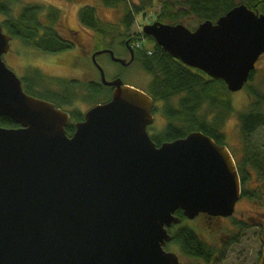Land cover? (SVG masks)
<instances>
[{
    "label": "water",
    "instance_id": "95a60500",
    "mask_svg": "<svg viewBox=\"0 0 264 264\" xmlns=\"http://www.w3.org/2000/svg\"><path fill=\"white\" fill-rule=\"evenodd\" d=\"M3 0H0L2 3ZM145 37L185 66L223 81L236 93L264 55V15L238 5L194 31L155 22ZM14 37L0 23V264H182L165 248L175 216L230 217L241 181L226 146L201 132L152 140L154 100L108 81L97 57L128 65L111 50L93 55L112 99L66 128L69 113L27 94L6 65Z\"/></svg>",
    "mask_w": 264,
    "mask_h": 264
},
{
    "label": "trees",
    "instance_id": "16d2710c",
    "mask_svg": "<svg viewBox=\"0 0 264 264\" xmlns=\"http://www.w3.org/2000/svg\"><path fill=\"white\" fill-rule=\"evenodd\" d=\"M14 1L4 0L0 4V16L3 17L0 22L4 32L21 41L27 48L46 54H61L71 50L72 47L63 40L60 33L63 16L60 9L54 6L45 8L40 5H28L15 14ZM96 1L110 9L124 7L122 24L126 30L125 35L130 33L135 17L145 14V10L152 6L150 1L133 6L130 0ZM241 4L264 14V0H166L160 13L156 14V21L175 25L194 17L198 24L207 21L215 24ZM78 16L84 27L94 30L100 37L109 36L108 27L99 20L95 7H84ZM129 38L132 39L133 46L136 41H141L143 36L137 34L132 37L129 34ZM146 40L152 41L154 45L151 49H135L136 63L150 77L146 92L156 103L154 112L160 113L166 120L163 133L153 137L157 146L186 138L194 132H201L217 144L225 145L226 136L223 129L226 122L235 115L232 94L228 92L225 83L175 60L152 38ZM256 72L257 70L252 73L250 84L254 82ZM250 84L246 87L250 102L247 108L238 114L240 134L245 148V160L239 166L244 197L248 196L245 185L249 182L252 171L264 182V150L252 151L254 146L250 141L258 130L264 128V88ZM23 86L27 94L50 101L59 108H68L79 102L92 106L107 102L112 92L96 82H70L47 76L36 68L30 76L23 79ZM72 116L76 121H83V115L79 111L72 112ZM0 127L15 128L17 125L5 117L0 119ZM74 132L75 126L71 124L67 128V134L71 136ZM176 215L181 217V211ZM173 244L179 248L183 257L202 261L204 264H210L215 255V249L191 230H180L173 237Z\"/></svg>",
    "mask_w": 264,
    "mask_h": 264
},
{
    "label": "rangeland",
    "instance_id": "374dc122",
    "mask_svg": "<svg viewBox=\"0 0 264 264\" xmlns=\"http://www.w3.org/2000/svg\"><path fill=\"white\" fill-rule=\"evenodd\" d=\"M149 1L152 6L145 10V14H140L135 17L134 24L129 33L130 35L141 34L144 26L153 24L156 21V14L160 13L163 2L166 1L130 0L132 6L142 5L144 2L148 3ZM28 5H40L45 8L55 6L60 8L63 14L60 23L62 37L74 42L82 41L81 44L86 45L88 50H86L87 55L84 57L86 59L77 61L70 53L46 54L32 48H27L21 41L14 39L11 42L12 50L10 54L5 55L3 59L8 68L19 78L24 79L26 76L31 75L34 68H39L47 76L63 78L70 82H100L99 72L92 61L93 54L110 49L115 52L116 57L126 58L125 49L120 44V42L124 41V38L118 37L120 35L118 30L123 35H125L126 31L122 24L124 7L110 9L104 7L96 0H15L13 2L14 13H20ZM87 6L96 8L99 20L108 27V31L110 32L109 36L101 38L97 32L80 24L79 11ZM1 19L3 17L0 16ZM180 24H183L191 31H194L199 26L194 17L186 19ZM73 30L82 32L79 38L71 32ZM142 44L145 48H151L154 45L150 40H146ZM73 53L75 54L77 52L74 51ZM97 63L104 69L108 81H112L115 77L121 76L126 84L146 91L150 77L137 64L126 68L112 62L111 58L106 54L97 57ZM250 85L264 88V57L258 64L255 80ZM106 97H108V93H106ZM232 101L235 115L226 122L223 132L226 136L225 144L229 147L235 159H241L244 144L240 136L238 114L244 111L250 102L248 89L233 94ZM91 108L92 105L79 102L68 110L79 111L85 114ZM154 117L155 123L149 127V134L151 136L161 135L166 127V120L160 113H155ZM250 141L252 146H254L251 148L252 151L264 150V148H261L262 145L264 146V128L258 130ZM245 188L248 195L254 190L257 196L264 195L262 194L264 193V183L254 171H252V175L249 182L245 185ZM246 197L238 202L234 214L235 218L232 222L237 226L236 218L245 214V216L241 217L246 222V226H243L244 230H225V228H222L223 230H205L203 226H211L205 217L199 219L194 224V226L200 227L196 232L201 239L210 242L212 248H215L217 251V258L215 257L210 264H264V196L259 200ZM219 222L218 225L224 224V227H228L226 224H230V221ZM168 250L179 255L182 264L199 263V261L184 258L174 245H170Z\"/></svg>",
    "mask_w": 264,
    "mask_h": 264
},
{
    "label": "flooded vegetation",
    "instance_id": "af4514ba",
    "mask_svg": "<svg viewBox=\"0 0 264 264\" xmlns=\"http://www.w3.org/2000/svg\"><path fill=\"white\" fill-rule=\"evenodd\" d=\"M79 28L82 29L81 27H79ZM71 32L74 33L75 35H77L78 38L80 37V34L82 33V32L80 33V31H74V30L71 31ZM63 40L66 41L67 43H69L70 46L72 47L71 50H68L65 53H70L74 58L77 59V61L86 59L84 57L87 55L86 50H88V48H86V45H82L81 44L82 41L81 42H74V41H71V40H67L65 38H63ZM120 43L123 45V47L125 49V52H126V55H125L126 58L125 59L128 62H130L132 60L131 64H129L126 67H130V66H132L134 64H137L136 63V58H137L136 55H137V53H136L135 48L133 46H131L132 39L129 38V35L127 34L126 38H124V41H122ZM74 51L77 52V53L74 54L73 53ZM116 78H119V76L115 77V79ZM244 160H245V155H244V152H243L241 159H238V158L236 159V163L237 164H239L240 162L242 163ZM262 194H264V193H262ZM262 196H264V195H262ZM262 196H257L255 194V190H254L253 192L250 193V195H248V197H246V196L245 197L246 198H251V199H254V200H259ZM263 199H264V197H263ZM181 214H182L181 217L176 215L181 220V223L173 225L171 228L168 229L169 233H170V235H172V237H174L180 230H191L192 232H194L201 239V237L196 232L197 230L200 229V227L194 226V224H196V222H198L199 219H201L203 217H205L207 219L206 221L208 222V224L211 225V226H209V225L203 226L205 230H223L222 228H225V230H244L243 226H246V222L243 220V218H241V217L245 216V214L239 217L241 219L236 218L237 226L232 223L234 218H235L234 215L231 216V217H227V218L226 217H212V216H209V215H199L198 217H196L194 219H188V218L184 217L182 212H181ZM219 221H222V222H229L230 221L229 222L230 224H226V225H228V227H224L223 226L224 224L219 226L218 225V223H220ZM210 237H211V233H210ZM202 241L205 242L208 246L212 247L210 242H206L204 240H202ZM170 245H172V246L174 245L173 241L171 243L167 244V246H166L167 250L169 249ZM174 247H177V246L174 245ZM216 252L217 251L215 250V255H214L213 260L215 259V257L217 258L218 254H216ZM189 260H191V259H189ZM200 262L202 264H204L202 261H200Z\"/></svg>",
    "mask_w": 264,
    "mask_h": 264
},
{
    "label": "bare ground",
    "instance_id": "6f19581e",
    "mask_svg": "<svg viewBox=\"0 0 264 264\" xmlns=\"http://www.w3.org/2000/svg\"><path fill=\"white\" fill-rule=\"evenodd\" d=\"M131 62H132V60H131ZM92 109V108H91ZM91 109H89L87 112H89Z\"/></svg>",
    "mask_w": 264,
    "mask_h": 264
}]
</instances>
